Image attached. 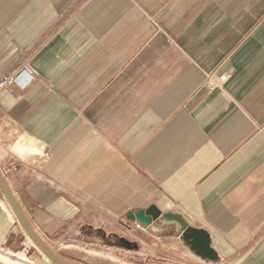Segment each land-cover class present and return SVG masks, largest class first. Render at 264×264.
Instances as JSON below:
<instances>
[{
    "label": "crops",
    "instance_id": "1",
    "mask_svg": "<svg viewBox=\"0 0 264 264\" xmlns=\"http://www.w3.org/2000/svg\"><path fill=\"white\" fill-rule=\"evenodd\" d=\"M18 73L0 171L37 233L155 205L211 235L216 260L162 235L201 263L264 264V0H0V83Z\"/></svg>",
    "mask_w": 264,
    "mask_h": 264
},
{
    "label": "rangeland",
    "instance_id": "2",
    "mask_svg": "<svg viewBox=\"0 0 264 264\" xmlns=\"http://www.w3.org/2000/svg\"><path fill=\"white\" fill-rule=\"evenodd\" d=\"M0 198L11 209L1 188ZM11 212L15 232H9L6 241L0 242V264H57L20 232L18 219L12 209ZM125 223L135 231L117 221H108L99 223L104 229L100 231L68 226L53 238L38 233L57 255L76 264H203L183 241L163 238L161 232H156L159 237L156 233L139 232L136 230L145 229ZM123 238L138 243L139 247L128 248Z\"/></svg>",
    "mask_w": 264,
    "mask_h": 264
},
{
    "label": "water",
    "instance_id": "3",
    "mask_svg": "<svg viewBox=\"0 0 264 264\" xmlns=\"http://www.w3.org/2000/svg\"><path fill=\"white\" fill-rule=\"evenodd\" d=\"M0 188L7 198L25 233L30 236L34 244L57 264H76L60 257L46 245V243L42 240L34 227L27 220L1 171ZM125 219L129 223L138 225L146 230L162 231L161 233L164 235L176 233L177 236L182 237V239L186 242L190 249L197 255L208 258L210 260L218 259V254L214 251L211 245V235L205 230L190 227L185 218L179 213H163L157 206L152 205L149 208H141L128 211L125 214ZM125 225L128 229H132L130 225ZM123 241L128 248L139 247L138 243L132 242L126 238H123Z\"/></svg>",
    "mask_w": 264,
    "mask_h": 264
},
{
    "label": "built area",
    "instance_id": "4",
    "mask_svg": "<svg viewBox=\"0 0 264 264\" xmlns=\"http://www.w3.org/2000/svg\"><path fill=\"white\" fill-rule=\"evenodd\" d=\"M20 76H21V73H18V74H10L8 76H5L0 85L3 87V88H7L13 84H17L20 80ZM30 78H32V75L30 74L29 75ZM134 227H137L139 228L140 226L138 225H135Z\"/></svg>",
    "mask_w": 264,
    "mask_h": 264
},
{
    "label": "bare ground",
    "instance_id": "5",
    "mask_svg": "<svg viewBox=\"0 0 264 264\" xmlns=\"http://www.w3.org/2000/svg\"><path fill=\"white\" fill-rule=\"evenodd\" d=\"M28 236V235H27ZM30 238V236H28ZM31 239V238H30ZM32 240V239H31ZM42 240L46 243V241L42 238ZM33 242V241H32ZM34 243V242H33ZM46 245L51 249V247L46 243ZM36 246V245H35ZM37 247V246H36ZM38 248V247H37ZM39 249V248H38ZM41 252H43L41 249H39ZM52 250V249H51ZM53 251V250H52ZM54 252V251H53ZM44 253V252H43ZM55 253V252H54ZM45 254V253H44ZM46 255V254H45ZM47 256V255H46ZM48 257V256H47ZM48 259H50L48 257ZM51 260V259H50Z\"/></svg>",
    "mask_w": 264,
    "mask_h": 264
}]
</instances>
